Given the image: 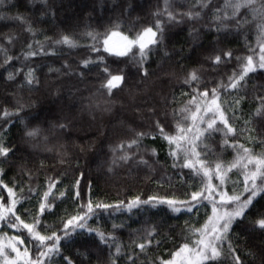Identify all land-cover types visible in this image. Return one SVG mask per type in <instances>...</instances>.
Masks as SVG:
<instances>
[{"label": "trees", "instance_id": "16d2710c", "mask_svg": "<svg viewBox=\"0 0 264 264\" xmlns=\"http://www.w3.org/2000/svg\"><path fill=\"white\" fill-rule=\"evenodd\" d=\"M243 2L231 0L227 7L225 0L0 2V139L9 149L7 156H0V205L10 204L7 188H12L16 215L34 224L40 235L60 237L58 252L41 256L47 248L37 247L39 241L22 225L8 227L0 220V244H5L0 264H32L37 259L42 264H161L184 243L191 247L199 239L195 230L204 224L212 203L203 197L192 201V193L210 181L220 186L217 191L224 187L230 194L239 192L241 176L253 166L227 172L226 187L215 175L209 181L203 170L197 174L183 166L185 156L191 155L189 144L182 142L185 151L170 155L175 145L159 134L157 124L169 135L177 134L178 123L192 126L185 109L194 110L201 98L198 93L207 91L203 108L217 89V104L233 131L227 132L218 114V130L203 131L211 113L204 123L197 120L203 132L195 141L200 159L210 167L221 163L226 168L246 156L244 148L253 157L264 156V68L259 67L264 0L238 11L231 6ZM145 28L157 32V43L146 49L142 63L138 47L126 56L104 51L103 37L110 30L135 38ZM63 36L72 38L75 46L57 44ZM248 56L253 57L255 71L238 87H230L229 78L241 71ZM84 61H89L87 66ZM193 71L199 79L185 83ZM109 73L123 76L111 92L103 87ZM194 96L196 104L189 103ZM5 110L12 115L3 116ZM32 130L37 134L28 136ZM138 133L146 135L130 147ZM196 133L193 127L188 137ZM191 159L199 168L196 158ZM50 185L54 187L45 201ZM137 199L140 202L129 208ZM168 200L190 204L177 203L176 212L160 202ZM89 201L94 214L80 222L83 228L66 236L65 221L83 216L87 208L82 206ZM41 203L49 204L50 210L41 212ZM97 204L110 207L96 208ZM262 217L264 193L233 221L221 242L220 257L204 264H236L235 257L239 264H264V229L256 224ZM13 243L18 257L11 253ZM53 243L45 241L48 246ZM139 244L146 245L144 251Z\"/></svg>", "mask_w": 264, "mask_h": 264}, {"label": "snow or ice", "instance_id": "6c2138e0", "mask_svg": "<svg viewBox=\"0 0 264 264\" xmlns=\"http://www.w3.org/2000/svg\"><path fill=\"white\" fill-rule=\"evenodd\" d=\"M2 2V0H0ZM255 0H244L243 4L236 3L235 5H231L235 8V10H239L240 7H249L251 6ZM231 4V0H225V6H229ZM202 6H207L202 5ZM235 14V13H234ZM170 18L171 17V14ZM189 16H191V13H188ZM196 15H199V13H196ZM118 28V26H117ZM157 31H160L159 24L156 25ZM88 35L92 36V38L95 40L97 39L96 36H94L92 33H89ZM157 32H154L152 28H145L142 32L138 33L134 39H129L128 36H125L123 33L119 32L118 30H110L108 33L104 34L103 37V46L104 51L109 52L110 54L116 55V56H126L129 52H131L132 47H138L139 48V56L141 58L140 62L142 63L144 59L147 57V51L146 49H149V45H154L157 43L156 40ZM57 44H67L70 47L75 46V42L70 38L69 36H63L60 40L56 41ZM31 47V46H29ZM150 50V49H149ZM30 55H34L35 53H29ZM226 56H231V53H225ZM103 60V57L100 58ZM246 63L243 61L241 62L240 68L241 71L239 73H234L232 77L229 78L230 80V87L236 88L239 86L240 81L244 80L245 76L251 72L255 71V67L253 65V57L248 56L245 58ZM221 60L220 56L215 57V62L219 63ZM89 61H84L85 66ZM259 67L264 68V47H261V55H260V64ZM105 72H108V69H104ZM29 77H31L32 73L30 72ZM12 75L9 74V79H12ZM199 77L196 74L195 71L189 74V79L185 81V83H189L190 81H196ZM123 76L121 75H112L109 73V78L107 79L106 83L103 85V87L108 88L109 92L113 88H116L119 86V84L122 82ZM29 83H32V80H28ZM223 86V85H222ZM194 91H196L194 89ZM198 95L201 98L207 99L209 96V93L207 91L199 92ZM219 99L217 89H212L211 91V100L209 105L204 106L201 108L200 105H197L194 110L191 109H185V111H190L191 115L190 117H186V119L190 118L193 122L192 126H189L187 128L182 127L179 123L177 124V134L176 135H169L164 132V129L157 124V127L159 128V134L164 137L169 143V145H175V148L170 152V155L176 157L178 155L179 151H185L182 146L183 143L189 144L190 147V153L191 155L185 156L186 163L183 165L184 167H192L194 171H196L197 174L201 173V170H203V176L208 177L209 181L211 180L212 176L215 175L216 178L220 179L221 185L225 183L224 177L227 175V172L231 171L233 168H238L241 171L247 170L249 165H252L253 168L249 171H247L244 175V180L242 182V190L239 192L233 191L231 195H229L227 192H224L221 188L220 191H217V188L220 186H213L210 183L206 184L204 189L199 192H194L191 195L192 201H199L201 197L204 199H208L210 203H212V215L208 217L205 224L200 229H196L195 231L200 234L199 239L193 242V245L190 247L188 243H184L181 245V247L172 254V259L167 261H162L161 264H204L205 261L208 260H215L221 255V242L224 240L226 234L229 231V228L233 221L236 218H241L244 216L247 209H249L250 206H252L253 201L259 196L261 193H264V156L259 157H253L249 154V149L244 148L243 151L246 154L245 157H241L240 159L234 161L232 164L227 166L226 168L221 164L217 163L215 167H210L206 161L200 159V153L196 151V140H199L200 135L203 134L202 131L199 130L198 126L196 125V121L199 120L201 123H204V116L211 113V116L206 121L207 128L203 131H209V130H218L214 128V125L216 124V118L217 114L219 115V118L221 122L225 125L227 132H232L233 129L228 125L227 119L224 117L223 111L220 109V106L217 104V100ZM197 97L194 96L192 100L189 102L191 104H196ZM210 105H215V109L211 107ZM203 112L204 115H200V113ZM259 114V113H258ZM12 115V113L8 112L7 110L4 111L3 116L7 117ZM63 127V125H61ZM193 127L197 128V133L194 134L191 139L188 137V133L192 132ZM38 130H32L27 133L28 136H35L37 134ZM145 133H138L137 137L138 139H134L130 143L131 145L137 144L139 138H142ZM226 142V141H225ZM243 147V146H240ZM9 152V149L6 148L3 145L2 139H0V156H7ZM153 153H155V150H153ZM191 157L196 158V163L199 164V168L195 167V165L192 162ZM121 159L127 160V156H122ZM246 160V162L242 163V161ZM257 179H259L260 183L257 184ZM2 183V181H0ZM4 187H7L6 185ZM54 187V185H50L49 192H46L44 194V199L47 201L48 196L51 194V188ZM8 196L13 197L15 196V193L13 192L12 188H7ZM245 193L247 195L245 196ZM63 195V193H61ZM77 196H79V193L77 192ZM216 197H219V200L216 199ZM0 199H3L0 197ZM18 201L15 199L11 200L10 204L5 207L3 205H0V220H3L7 223L8 227H18L19 225H22L24 229L28 231V233L32 236L33 239L39 241V244L37 247L44 246L47 248V251L41 252V256H47L48 254L57 251L58 252V244L60 241V237L55 236H42L39 232L35 231V225L34 224H28L24 223L20 219L19 215H16L15 212V204ZM140 201L137 199V201H134L132 204H129L128 207L131 208L134 204L139 203ZM161 203H167L170 207L173 208V211L179 212L180 208L175 207L177 203L183 205V204H190V201H160ZM143 203H148V201H143ZM228 205H231L232 207H226ZM87 208V212L83 215H77L75 217H72L65 221V235L70 236L72 233L75 232L76 228H83L84 224L80 223L81 221L85 220V217L89 213L94 214V209L89 201V203L85 206ZM96 208H108L109 205H101L97 204L95 206ZM46 208H49L50 205L46 203L40 204V211L43 212ZM188 211H191L192 208L189 206L187 208ZM5 213L11 214V219L8 218V216L5 215ZM36 223L38 224L39 221L37 220ZM256 224L261 228L264 229V217L258 219L256 221ZM69 226H71V229L69 230ZM97 235L100 237L102 242H106L105 236L103 233H97ZM15 240L23 244L24 241L20 239L19 237H16ZM46 240H54V243L51 246L45 245ZM150 243V241H149ZM11 250L14 252H17V255H19V249L16 247L15 243L10 244ZM138 247L141 249V251L145 250L146 245L145 244H139ZM25 252H27V249H25ZM4 248L0 247V255H3ZM117 253H119V247H117ZM7 259V258H6ZM67 259V257H65ZM236 264H239V257H235ZM32 264H42V261L39 259L32 262ZM69 264H71V261H69Z\"/></svg>", "mask_w": 264, "mask_h": 264}, {"label": "rangeland", "instance_id": "374dc122", "mask_svg": "<svg viewBox=\"0 0 264 264\" xmlns=\"http://www.w3.org/2000/svg\"><path fill=\"white\" fill-rule=\"evenodd\" d=\"M153 31H154V30H153ZM124 35H125V34H124ZM125 36H127V35H125ZM128 37H129V36H128ZM129 39H134V38L129 37ZM199 101H200V102H198V105H200V106L202 107L203 99L200 98ZM209 103H210V101H209L208 104H206V105H209ZM206 105H204V106H206ZM210 106L213 107V109L216 107L215 105H210ZM245 173H246V172H245ZM241 179L244 180V175L241 176ZM225 183H226V182H225ZM225 183H224V186H225ZM210 184L212 185V182H211V181H210ZM231 184H233V181H231ZM225 187H226V186H225ZM222 189H223L224 192H227L229 195H231L227 188H224V187H223ZM13 199H14L13 197H10V200H13ZM206 213H208V214H207V217L205 218V220L203 221L204 224H205V222L207 221L208 217L212 215V209H209V211H206ZM204 224H203V225H204ZM203 225H202V226H203ZM201 228H202V227H201ZM2 243H3V242H2ZM4 245H5L4 243H3V245L0 244V247H4ZM11 253L13 254L14 257H18L17 252L11 251ZM4 256H7V255H4ZM15 262H16V261H15Z\"/></svg>", "mask_w": 264, "mask_h": 264}]
</instances>
